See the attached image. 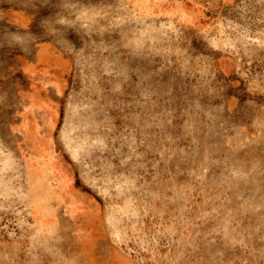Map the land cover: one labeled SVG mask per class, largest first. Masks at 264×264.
<instances>
[{
    "label": "rangeland",
    "instance_id": "1",
    "mask_svg": "<svg viewBox=\"0 0 264 264\" xmlns=\"http://www.w3.org/2000/svg\"><path fill=\"white\" fill-rule=\"evenodd\" d=\"M0 264H264V0H0Z\"/></svg>",
    "mask_w": 264,
    "mask_h": 264
},
{
    "label": "crops",
    "instance_id": "2",
    "mask_svg": "<svg viewBox=\"0 0 264 264\" xmlns=\"http://www.w3.org/2000/svg\"><path fill=\"white\" fill-rule=\"evenodd\" d=\"M11 24H14L15 26H28L31 23V18L29 14H25L19 11H15L14 13L11 14L10 16ZM44 44H39L37 47L40 49V47ZM48 45V44H46ZM37 60L34 61L33 65L34 66H39V65H44L45 62H43L42 58L40 57L39 59L36 58Z\"/></svg>",
    "mask_w": 264,
    "mask_h": 264
}]
</instances>
